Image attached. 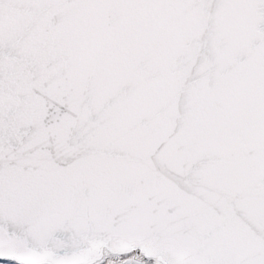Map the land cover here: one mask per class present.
I'll list each match as a JSON object with an SVG mask.
<instances>
[{
    "label": "snow or ice",
    "instance_id": "1",
    "mask_svg": "<svg viewBox=\"0 0 264 264\" xmlns=\"http://www.w3.org/2000/svg\"><path fill=\"white\" fill-rule=\"evenodd\" d=\"M0 264H264V0H0Z\"/></svg>",
    "mask_w": 264,
    "mask_h": 264
}]
</instances>
